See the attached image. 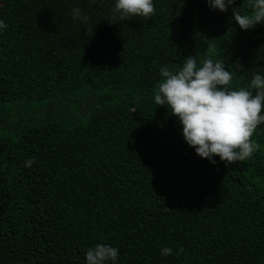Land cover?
<instances>
[{
	"label": "trees",
	"instance_id": "trees-1",
	"mask_svg": "<svg viewBox=\"0 0 264 264\" xmlns=\"http://www.w3.org/2000/svg\"><path fill=\"white\" fill-rule=\"evenodd\" d=\"M111 5L0 0V264H84L98 242L116 264H264V123L250 157L212 164L153 99L159 66L188 55L247 88L264 74V23L241 30L205 0L109 22Z\"/></svg>",
	"mask_w": 264,
	"mask_h": 264
},
{
	"label": "clouds",
	"instance_id": "clouds-1",
	"mask_svg": "<svg viewBox=\"0 0 264 264\" xmlns=\"http://www.w3.org/2000/svg\"><path fill=\"white\" fill-rule=\"evenodd\" d=\"M209 9L230 10L231 18L241 30L264 23V0H248V10L233 6L234 0H205ZM154 12L153 0H112L106 19L115 21L132 16L149 17ZM69 15L74 21L86 25L89 19L78 6H72ZM7 27L0 19V31ZM161 79L153 89L156 105H164L173 114L180 127L183 141L195 154L215 164L243 161L255 151L250 139L254 129L264 123V74H252L248 87L231 88L232 73L223 61L205 56L198 63L192 55L185 56L176 69L166 65L158 68ZM34 157H26L29 167ZM182 251L177 248L176 252ZM173 253L169 246H161L159 254ZM118 248L98 242L87 247L84 264H116Z\"/></svg>",
	"mask_w": 264,
	"mask_h": 264
}]
</instances>
